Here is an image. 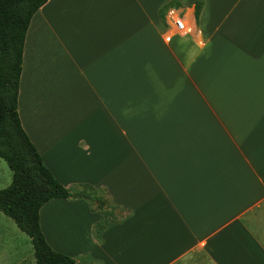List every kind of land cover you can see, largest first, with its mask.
I'll return each mask as SVG.
<instances>
[{
  "label": "crops",
  "instance_id": "1",
  "mask_svg": "<svg viewBox=\"0 0 264 264\" xmlns=\"http://www.w3.org/2000/svg\"><path fill=\"white\" fill-rule=\"evenodd\" d=\"M19 114L73 193L40 212L54 251L264 264V0H49L27 32ZM83 185L108 203L99 238L103 214L74 198ZM5 217L0 262L36 264Z\"/></svg>",
  "mask_w": 264,
  "mask_h": 264
},
{
  "label": "trees",
  "instance_id": "2",
  "mask_svg": "<svg viewBox=\"0 0 264 264\" xmlns=\"http://www.w3.org/2000/svg\"><path fill=\"white\" fill-rule=\"evenodd\" d=\"M49 0H0V158L13 172L12 184L0 190V212L13 220L33 245L36 264H78L72 257L54 251L41 229L40 212L53 199L70 198L45 165L25 132L19 114L20 81L27 32L35 14ZM201 6L196 8L198 17ZM89 185L79 186L74 198L88 201L103 214L95 236L111 224L103 211L108 204ZM111 215V214H110Z\"/></svg>",
  "mask_w": 264,
  "mask_h": 264
},
{
  "label": "rangeland",
  "instance_id": "3",
  "mask_svg": "<svg viewBox=\"0 0 264 264\" xmlns=\"http://www.w3.org/2000/svg\"><path fill=\"white\" fill-rule=\"evenodd\" d=\"M12 180H13V172L10 170L7 163L0 158V190H3L5 188L9 187L12 184ZM0 216L5 217L1 212H0ZM4 219H6V221H8L9 223H12V225H14L15 229L18 230V228H17L16 224L13 222V220H11L10 218H7V217H5ZM20 233H21V235H23V237H25V239L27 241L30 242L29 244L32 246L30 238L26 234H24L22 232H20ZM0 261L4 262V260L1 257H0ZM4 263H6V262H4ZM0 264H2V263L0 262Z\"/></svg>",
  "mask_w": 264,
  "mask_h": 264
},
{
  "label": "built area",
  "instance_id": "4",
  "mask_svg": "<svg viewBox=\"0 0 264 264\" xmlns=\"http://www.w3.org/2000/svg\"><path fill=\"white\" fill-rule=\"evenodd\" d=\"M167 18L172 20V22L175 25L176 31L179 34H184V33H188L191 31L186 25V23L183 21V19L180 18L179 15H177L174 11L168 12ZM170 40H171V37H168L167 41H170Z\"/></svg>",
  "mask_w": 264,
  "mask_h": 264
},
{
  "label": "water",
  "instance_id": "5",
  "mask_svg": "<svg viewBox=\"0 0 264 264\" xmlns=\"http://www.w3.org/2000/svg\"><path fill=\"white\" fill-rule=\"evenodd\" d=\"M70 197H73V193L72 192L70 193Z\"/></svg>",
  "mask_w": 264,
  "mask_h": 264
}]
</instances>
